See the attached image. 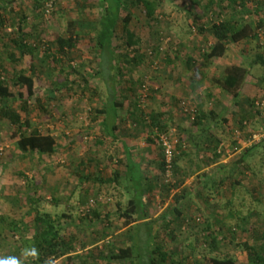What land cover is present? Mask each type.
I'll use <instances>...</instances> for the list:
<instances>
[{
  "label": "rangeland",
  "instance_id": "rangeland-1",
  "mask_svg": "<svg viewBox=\"0 0 264 264\" xmlns=\"http://www.w3.org/2000/svg\"><path fill=\"white\" fill-rule=\"evenodd\" d=\"M50 1L0 0V15L6 19L0 44L23 21L29 44L37 48L36 96L29 109L33 128L52 134L58 143L51 156L24 152L17 144V127L0 116V264H35L33 237L44 228L35 223L38 214H49L61 226L73 256L79 254L73 264H141L150 230L139 226L145 221L128 225L127 220L135 219L124 215L135 189L125 175V154L120 156L118 145L100 124L103 114L98 109L107 105L110 95L97 74L95 49L82 44L68 63L50 57L44 61L50 43L66 33L71 20L92 26L102 8L94 0H81L80 8L78 0H56L47 13L44 8ZM241 1L245 4H237ZM223 7L229 9L220 14ZM131 9L130 28L141 38L136 47L142 58L134 60L139 55L124 44V34L115 41L121 59L115 61L117 98L122 103L118 135L129 145L132 158L145 162V217L154 235L150 249L160 245L170 255L168 264H203L207 256L252 264L245 243L264 254V217L254 216V209L264 210V143L244 161L239 158L251 147L247 145L251 134L264 130V114L256 108L264 96V47L256 35L229 44L230 57L207 61L205 53L215 39L208 31L199 32L192 16L199 13L206 28L237 20L252 23L257 32L264 27V0H165L154 30L146 26L140 9ZM28 60L16 69L32 74ZM233 62L246 66L248 80L259 85L255 106L244 95L233 98L217 83L223 68ZM14 68L8 66L1 77L9 79L11 90L17 92L11 83ZM176 89L179 95L174 94ZM9 105L20 108L18 100ZM133 110L168 112L164 119L168 130L151 128L149 116L144 121L131 114ZM201 112L204 116L197 123ZM161 134L170 137L176 158L180 156L170 177L160 167ZM200 159L204 164L200 170L206 171L198 172ZM147 160L155 168L148 170ZM175 207L185 220L176 216ZM129 246L135 248L134 259L110 258ZM65 263L63 257L51 264Z\"/></svg>",
  "mask_w": 264,
  "mask_h": 264
},
{
  "label": "trees",
  "instance_id": "trees-1",
  "mask_svg": "<svg viewBox=\"0 0 264 264\" xmlns=\"http://www.w3.org/2000/svg\"><path fill=\"white\" fill-rule=\"evenodd\" d=\"M100 3L102 11L99 18L96 19L95 24L90 26V23L84 21L75 22L71 20L68 24L66 33L59 35L54 41L50 43V47L45 51V58H51L52 61L60 62L62 64L68 63L73 59L72 53L81 47L82 44H90L89 47L95 49V55L97 56L99 69L97 71L98 77L103 80L106 85L107 92L110 95V99L105 107L98 109L99 113H104L105 116L101 120L102 127L107 134H110L114 139L117 138L115 130H117L118 119V106L122 103L118 100L117 95L119 92V86L116 82L115 69L118 68L115 64L116 59L120 62L121 59L117 58L115 41L121 39V34L125 35L126 46H132V53H138L139 48L136 44L141 43V38L130 28V24L134 18V14L131 8H138L141 10L144 22L146 26L154 30L157 28L159 18V8L165 2V0H94ZM78 6H83V2L78 0ZM235 2V1H234ZM53 2L51 7L45 5L44 11L49 13L53 10ZM213 3V1H211ZM237 4H245V1L237 2ZM49 9V10H48ZM229 7H223L219 11L220 14ZM221 15H219L220 17ZM194 25L198 28L199 32L211 33L215 42L210 46L209 50L205 53L207 61H212L215 58L222 57L229 44L240 43L252 36L255 37L254 26L250 22L239 23L237 20H222L215 22L211 27L206 26L201 22V16L199 13H195L192 16ZM6 19L3 15H0V30ZM23 21L19 23L18 30L8 34V41L5 44H0V116L8 119L12 125L17 127L15 136H18V147L24 152H31L39 154L42 157L54 155L57 152L58 143L55 136L49 133L40 132L38 129L33 128V122L29 118V109L31 100L36 96V80L35 73H37V64L34 60V53L36 46L29 44L28 33L24 32L22 26ZM263 25V24H259ZM263 27V26H260ZM89 28L87 32L85 29ZM84 30V31H83ZM159 31L157 30L156 33ZM255 32V33H254ZM89 37V43L86 42V38ZM257 37V36H256ZM2 39H0L1 41ZM3 41V40H2ZM41 43V42H39ZM127 57V54L124 53ZM134 56V60L138 62V59L142 58V55ZM28 64L33 71L29 74L27 69L21 68L17 70V65L28 58ZM139 57V58H138ZM264 59V57H263ZM5 60L7 63L5 64ZM127 61V60H126ZM189 65L192 66L193 60L189 58ZM8 66L15 67L11 78V83L17 87V92L11 90L9 79L5 80L1 77V72H7ZM249 69L240 63H233L225 66L220 78H217V83L221 88L229 93L233 98H239L244 95L247 99H250L253 106L254 96L259 90V85L256 82L248 80ZM195 85L193 82L192 86ZM12 100H18L19 109L13 108L9 103ZM40 103V100H38ZM42 105V104H41ZM44 109V106H41ZM135 117L140 116L142 120L148 115L150 118V127L157 128L159 131L166 132L169 128L167 122H164L167 113L164 111L152 110L149 114L144 112L137 113L135 110L131 111ZM204 116L201 112L197 119V123L200 122ZM145 121V120H144ZM241 127L243 121L241 120ZM212 128V126H211ZM219 142L222 139L218 140ZM264 139L260 142L253 144L251 147L245 149L239 158L240 161H244L247 158L248 153L253 151L256 147L262 145ZM216 149V147H215ZM127 173L126 178L129 184L135 189L134 195L129 202L128 208L124 211V215L128 219H135L132 222L127 220L128 225L133 222L145 221L144 224L139 222V226L145 225L149 227V244L147 246V253L143 256L141 264H168L170 255L168 252L163 251L160 245H157L155 249H150V244L154 239L152 235V228L150 223L145 217V199H144V181L145 173L140 163L135 162L131 153H128ZM216 157H220L221 154L214 152ZM180 157V156H179ZM179 157L174 158V168L178 167ZM161 170L165 172V156L163 150V156L160 163ZM120 178L119 172H116V179ZM182 197V196H181ZM180 197V198H181ZM178 200V197L176 198ZM176 216L185 220L182 211L179 207H175ZM35 223L38 225L43 224L44 228L39 231L36 236L33 237L32 254L36 261L35 264H51L56 259L63 257L67 258V263L73 264L72 260L79 257V254H72V246L68 241L65 234H62V228L59 224L53 220L49 214H38L35 219ZM141 223V224H140ZM138 228V226H137ZM245 248L248 251L249 260L252 264H264V254L258 250V248L251 243H245ZM134 247H127L120 249L117 254L112 255L111 259H134ZM203 264H245L244 262L235 259L233 257L217 258L207 256L203 260Z\"/></svg>",
  "mask_w": 264,
  "mask_h": 264
},
{
  "label": "built area",
  "instance_id": "built-area-1",
  "mask_svg": "<svg viewBox=\"0 0 264 264\" xmlns=\"http://www.w3.org/2000/svg\"><path fill=\"white\" fill-rule=\"evenodd\" d=\"M55 0H51L48 4L49 7L53 4ZM49 10V9H48ZM257 38L262 47H264V27H261L257 30ZM256 108L261 114H264V96L256 101ZM191 110L190 108H185L186 111ZM193 113L195 110H192ZM191 112V111H190ZM237 134H240L239 131H236ZM264 139V130L255 132L251 134L247 145L252 146L256 142H260ZM160 140L163 144L164 156H165V173L167 177H170L174 170V158H175V145L167 134H161Z\"/></svg>",
  "mask_w": 264,
  "mask_h": 264
},
{
  "label": "crops",
  "instance_id": "crops-1",
  "mask_svg": "<svg viewBox=\"0 0 264 264\" xmlns=\"http://www.w3.org/2000/svg\"><path fill=\"white\" fill-rule=\"evenodd\" d=\"M263 16H264V15H263ZM230 50H231V45H229V47H228L226 53H225L222 57H226V56H229V57H230V54H229V53H230ZM187 63L189 64V62H187ZM233 63H234V62H233ZM233 63H230V64H233ZM177 79H178V78H175V82H178V83H179V82H180V79H179V80H177ZM190 84H191V83H190ZM173 85H174V83H173ZM179 85H180V83H179ZM179 85H178V86H179ZM178 93H179V92H178V90L176 89L175 92H174V94H175V95H179ZM120 106H121V105L118 106V119H117V125H118V128H117V130H115V134L117 135V138L114 139L110 134H107L105 131H104V132H105V134H107L108 138L112 139V141L115 142L116 145H118V148H119L120 153H121L120 156H122L123 153H124L125 156H126V160H127V162H128V157H129V154H128V153H131L132 150L130 149V147H129V145L127 144V142L124 141V140H122V138L118 135V129L120 128V121H121V118H122V115L120 114V113H121V108H120ZM164 112H166V111H164ZM101 114H103V117H102V119H103L104 116H105V114H104V113H101ZM167 115H168V112H167ZM102 119H101V120H102ZM100 124H101V121H100ZM101 126H102V124H101ZM102 129L104 130L103 127H102ZM249 153H250V152H249ZM249 153H248V155H249ZM201 158H202V157H201ZM133 160H134V159H133ZM134 161L140 163L141 166H142V168H143V170H145V165H144L145 162H143V160H139V161L134 160ZM150 164H151V163H149V160H147V165H149L148 170H152L153 168H155L154 166H152V165H150ZM202 165H204V164H203V161L200 159V161L196 164V168H199L198 172L206 171V168L200 170V167H201ZM198 172H197V173H198ZM126 173H127V168H126ZM126 173H125V175H126ZM144 173H145V172H144ZM252 210H253V209H252ZM254 216H255V217H259V216L264 217V210L259 211L258 209H254Z\"/></svg>",
  "mask_w": 264,
  "mask_h": 264
}]
</instances>
